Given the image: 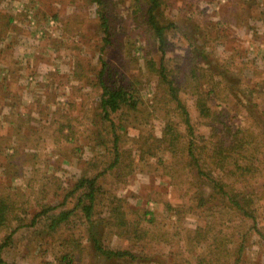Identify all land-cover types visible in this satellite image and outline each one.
I'll return each instance as SVG.
<instances>
[{
	"label": "rangeland",
	"instance_id": "rangeland-1",
	"mask_svg": "<svg viewBox=\"0 0 264 264\" xmlns=\"http://www.w3.org/2000/svg\"><path fill=\"white\" fill-rule=\"evenodd\" d=\"M131 1L107 0L118 39L105 50L98 5L92 0L0 1V13L16 16L13 25L0 27V194H10L18 207L19 216L12 217L11 228L21 225L4 253L14 264H61L57 256L67 251L66 240L71 233L88 244L80 214L54 234L46 233L45 216H40L34 226L30 223L45 204L58 206L55 212L74 207L78 192H71L75 183L99 172V184L105 192L98 210L110 214L108 202L116 196L132 218L146 210L151 212L149 216L156 222L147 226L161 234L167 232L169 239L156 249L167 251L172 264H197L196 254L204 249L187 240L208 220L216 231L223 227L229 234L240 231L236 216L217 215L214 219L205 212L201 214L203 209L176 213L168 207L169 203L183 204L186 199L163 167L161 158H170L168 153L145 152L143 156L148 159L139 160V146L148 145L147 126L138 124L123 132L122 160L114 167L110 165L114 160L113 134L104 129L96 115L101 92L97 80L104 61L115 71L118 83L141 81L140 95L146 104L153 102L159 85L158 76L150 72L148 58L159 60L160 53L153 38L140 33ZM166 1L168 15L179 26L171 33L166 63L170 76H175L180 85L193 81L188 78L193 65L207 66L196 57L187 33L194 34L200 43L201 38H207L204 50L212 60L229 62L239 80L252 76L254 68L264 70V0ZM251 82L255 84L256 80ZM182 89L196 132L207 140L214 139L215 131L227 133L225 125L233 121L235 129L250 124L248 116L242 115V105L232 96L228 100L211 99L218 113L211 119L200 114L191 90ZM69 125L74 128L72 132ZM151 125L161 136V118H154ZM103 136L108 144L100 143ZM2 141L9 146L2 147ZM257 185L264 189V177ZM260 203L264 217V198ZM247 223L252 224L250 220ZM259 226L264 230V223ZM11 228L2 231L0 240ZM251 237L244 264H264V240L257 234ZM109 239L115 246L127 244L113 233ZM96 260L88 248L85 260L77 264H97ZM225 260L221 257L215 264H225ZM162 262L169 264L164 256Z\"/></svg>",
	"mask_w": 264,
	"mask_h": 264
},
{
	"label": "trees",
	"instance_id": "trees-1",
	"mask_svg": "<svg viewBox=\"0 0 264 264\" xmlns=\"http://www.w3.org/2000/svg\"><path fill=\"white\" fill-rule=\"evenodd\" d=\"M92 1L98 5L99 27L103 32L105 50L117 42L116 24L108 9L107 0ZM131 7L140 33L150 35L157 44L160 58H148V63L150 72L158 76L159 85L153 102L146 104L140 95L138 84L141 81H134L133 84L118 83L115 71L104 61L97 80L101 92L96 115L104 129H109L113 134L114 160L110 165L114 167L122 160L120 143L123 132L138 124L147 126L145 142L148 145L139 146V160L148 159L143 156L145 152L150 153L149 155L168 153L170 158H161L163 167L173 178L174 184L181 187L182 199H186L183 204L176 206L169 203L168 207L171 206L176 213L203 209L201 214L205 212L214 219L217 215L239 218L236 227L241 228L237 233H226L224 227L223 231H216L209 220L196 228L187 241L191 240L192 244L204 249L203 253L196 254L197 264H215L221 257L226 258L225 264H244L251 236L257 234L264 240V230L259 226L264 223L260 211L263 207L260 201L264 198V189L260 190L257 185L258 180L264 177V70L254 68L252 76H241L239 80V74L229 62L223 63L220 58L212 60L211 54L204 50L207 38H201L203 42L200 43L194 34L187 33L185 37L194 48L196 57L201 58L199 61L204 60L207 66L199 68L193 65L188 74V78L193 81L191 84L190 81H185L180 85L175 76H170L166 63L171 33L174 34V30L179 28L176 21L168 15L167 1L132 0ZM5 17L7 18L4 20ZM15 17L11 13L1 12L0 27L13 25ZM197 27L198 25L195 28ZM239 69L242 70V66ZM201 77L203 81L199 82ZM252 80H256L255 84H252ZM182 88L191 90L196 97L200 114L211 119L218 117L210 104L211 99L215 97L228 100L232 96L242 105V115L248 116L250 124L235 129L233 121L225 125L227 133L215 131L212 134L214 139L207 140L204 134L196 132L188 104L181 94ZM154 118H161L164 123L161 136H157L152 128ZM73 130L69 125V131ZM65 136L67 139L68 135ZM100 143L108 144L106 136H103ZM1 145L9 146L3 141ZM130 161L134 165L132 156ZM101 174L99 172L92 177H82L75 183L71 192H78L74 207L55 212L58 206L45 204L31 220L30 225L34 226L40 216L47 217L45 231L54 234L64 223L69 224L73 216L80 214L85 226L82 233L88 244L71 233L66 240L67 251L57 256L59 262L77 264L78 261L85 260L89 248L92 256L98 260L97 264H108L109 261L115 264H165L162 262L163 256L172 264L167 251H163L162 247L156 249L159 243H168L169 239L167 232L161 234L147 226L149 222H156L153 216H149L151 212L146 210L132 218L125 211L122 199L116 196H112L108 202L110 214L104 215L102 213L105 210H98L102 202L100 197L105 192L99 184ZM182 174L186 177L185 180L181 179ZM17 210L16 202L10 194H0V234L4 229L11 228L12 217L19 216ZM248 220L252 222L250 226ZM20 225L12 227L2 236L0 264H14L4 257V253ZM111 233L127 244L113 245L109 239Z\"/></svg>",
	"mask_w": 264,
	"mask_h": 264
},
{
	"label": "built area",
	"instance_id": "built-area-1",
	"mask_svg": "<svg viewBox=\"0 0 264 264\" xmlns=\"http://www.w3.org/2000/svg\"><path fill=\"white\" fill-rule=\"evenodd\" d=\"M31 12V11H30ZM34 14V13H33Z\"/></svg>",
	"mask_w": 264,
	"mask_h": 264
}]
</instances>
